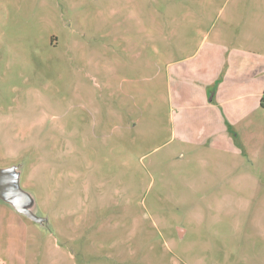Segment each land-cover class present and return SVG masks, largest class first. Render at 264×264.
Returning <instances> with one entry per match:
<instances>
[{"label": "rangeland", "instance_id": "374dc122", "mask_svg": "<svg viewBox=\"0 0 264 264\" xmlns=\"http://www.w3.org/2000/svg\"><path fill=\"white\" fill-rule=\"evenodd\" d=\"M0 169V264H264V0H0Z\"/></svg>", "mask_w": 264, "mask_h": 264}, {"label": "water", "instance_id": "95a60500", "mask_svg": "<svg viewBox=\"0 0 264 264\" xmlns=\"http://www.w3.org/2000/svg\"><path fill=\"white\" fill-rule=\"evenodd\" d=\"M213 95L210 100L212 101ZM16 176L14 169H0V194L8 199L10 203H15L18 207L20 205L19 198L15 192ZM180 234L183 230L179 229Z\"/></svg>", "mask_w": 264, "mask_h": 264}, {"label": "crops", "instance_id": "0c3cea01", "mask_svg": "<svg viewBox=\"0 0 264 264\" xmlns=\"http://www.w3.org/2000/svg\"><path fill=\"white\" fill-rule=\"evenodd\" d=\"M212 95H213V99H214V96H215V94H214V93H212ZM212 95H211V96H212ZM213 99H212V101H213ZM210 101H211V100H210ZM212 101H211V102H212Z\"/></svg>", "mask_w": 264, "mask_h": 264}]
</instances>
